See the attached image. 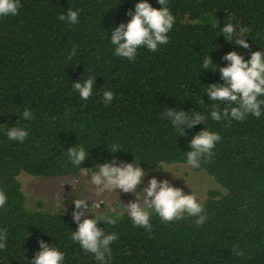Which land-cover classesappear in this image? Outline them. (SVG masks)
<instances>
[{"label":"trees","instance_id":"obj_1","mask_svg":"<svg viewBox=\"0 0 264 264\" xmlns=\"http://www.w3.org/2000/svg\"><path fill=\"white\" fill-rule=\"evenodd\" d=\"M139 0H20L17 15L0 17V190L7 200L0 207V229H7L0 264H31L39 241L65 253L62 264H102L71 239L78 227L74 206L30 209L17 179L32 176L78 175L105 161L134 162L144 170L187 163L189 141L207 127L219 133L211 162L196 170L218 185L202 202L207 218L165 223L154 212L151 232L135 227L127 213L87 211L81 217L112 216L114 225L98 221L118 239L110 245V264H264V105L259 118L211 120L208 84L223 83L219 71L203 70L206 57L223 67L222 57L237 51L247 60L264 50V0H167L175 17L168 42L153 52L140 47L134 60L115 55L114 26L126 23ZM155 8L162 5L148 0ZM79 11V22L59 21L60 14ZM235 28L250 48L230 42L221 29ZM75 47L71 60L68 55ZM215 67V65H212ZM95 77L92 95L84 100L73 82ZM114 98L105 103L103 92ZM264 100V96L258 97ZM199 112L203 123L186 135L165 119L167 108ZM27 108L32 119L23 118ZM28 131L21 143L6 132ZM120 146L115 153L108 147ZM83 146L89 155L72 164L69 147ZM232 249L243 252L235 255Z\"/></svg>","mask_w":264,"mask_h":264},{"label":"clouds","instance_id":"obj_2","mask_svg":"<svg viewBox=\"0 0 264 264\" xmlns=\"http://www.w3.org/2000/svg\"><path fill=\"white\" fill-rule=\"evenodd\" d=\"M157 3L162 7L155 8L148 0H139L135 3L134 10L130 9L127 13L131 19L126 23H120L119 26H114L110 41L112 45H115V55L131 61L135 59L138 48L145 47L155 52L159 45L168 42L167 34L173 27L175 17L167 6V0H157ZM20 7V0H0V17L17 15ZM78 17V10L69 9L66 14H60L58 20L72 25L79 22ZM234 33L235 28L231 23L221 29V34H224L230 42L245 49L250 48L244 36L233 39ZM75 51L76 48L73 47L68 55L69 60L75 55ZM222 59L229 62L227 66L221 67L213 63L211 56L203 61V70L219 71L223 80V83L208 84L206 94L211 101L226 102L228 105L235 106L221 109L218 104H213L210 113L211 120H225L227 125H230L233 119L243 121L248 114L259 118L262 114L261 105H264V100L258 99L264 96V50L251 52L247 60L237 51H229ZM94 84L95 77H89L73 82V89L82 99L87 100L92 95ZM113 98V92H103L105 103H111ZM22 115L25 119L33 118L27 108L24 109ZM162 115L180 132V135H186L183 125L186 124L187 128L191 129L208 118L199 112L189 114L188 111L171 107L165 109ZM6 135L9 139L22 143L28 137V131L13 126L7 130ZM220 139L219 133L210 131L207 127L203 128L188 142L191 150L186 152L187 163L190 166L199 167L202 159L211 162L212 150ZM108 148L115 153L122 147L114 145ZM88 155L89 153L83 146H72L67 149L68 160L77 166L82 165ZM98 169L90 176V183L95 186L97 195L105 191L121 190L124 193H133L137 197L136 200L124 204V210L132 219L135 227H144L151 232L150 215L152 212L165 223L180 220L187 214L196 217L197 227L202 226L207 218L206 214L201 215L203 205L198 202L197 197L192 193L185 194L181 188L173 186L169 180H157L155 176H152L147 185H144L145 171L140 163L138 165L134 162L117 164L114 157L113 161L99 164ZM138 187L140 191H137ZM139 192L143 193L142 197L138 195ZM6 200L5 193L0 190V207L5 205ZM73 203L75 210L72 218L78 227L71 233L72 241L78 242L86 253L94 254L97 261L110 264V245L118 237L115 233L106 234L102 227H98V221L103 220L106 224L114 225L117 218L92 215L90 218L85 217L81 220L85 211H89L88 203L86 200L76 198ZM96 206L99 207V204ZM6 241L7 229H0V249L6 247ZM38 243L40 250L31 258V264H62L65 253L43 240ZM232 252L243 256V252L238 249H232Z\"/></svg>","mask_w":264,"mask_h":264},{"label":"rangeland","instance_id":"obj_3","mask_svg":"<svg viewBox=\"0 0 264 264\" xmlns=\"http://www.w3.org/2000/svg\"><path fill=\"white\" fill-rule=\"evenodd\" d=\"M98 170L96 166L92 170L83 169L76 176L54 177L32 176L21 171L17 174V179L24 194V203L30 209L75 207L73 201L76 198L86 200L89 211L127 213L124 210V204L136 200L137 197L133 193H124L121 190L105 191L97 195L95 186L90 183V176ZM144 171V185H147L152 176H155L157 180L167 179L173 186L181 188L185 194H194L199 203L205 198L207 190L216 188L221 191L208 174L202 170H196L189 164H168ZM137 191H140V187ZM138 195L142 197L143 193L139 192ZM97 204L99 207L96 206Z\"/></svg>","mask_w":264,"mask_h":264}]
</instances>
